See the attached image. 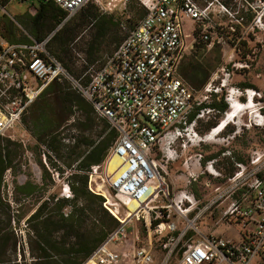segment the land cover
<instances>
[{"label":"built area","instance_id":"built-area-1","mask_svg":"<svg viewBox=\"0 0 264 264\" xmlns=\"http://www.w3.org/2000/svg\"><path fill=\"white\" fill-rule=\"evenodd\" d=\"M47 1L66 11L67 20L97 0ZM143 4L147 14L135 28L127 31L86 85L77 82L48 50L52 35L43 41L29 36L28 43L0 40V138L21 124L29 108L50 84L55 81L73 83L118 132L106 163L112 156L123 160L120 170L113 175L108 171L102 173V165L92 166L88 172L91 178L98 174L105 177L104 182L119 201L112 203L105 193L89 186L92 192L106 199L104 206L119 221V226L82 264H120L123 260L135 264H171L174 256H178L176 264H264V149L253 151L248 163L232 156L234 173L223 186L215 188L213 198L203 203L189 191L174 194L167 180L169 166L181 157L179 149L186 152L193 146L201 147L219 138L234 124V118L231 122L228 112H224L225 119L216 127L206 134L198 132L199 121L222 113L204 105L212 96L223 97L225 91L224 101L229 108L232 103H252L253 117L243 125L264 132L263 94L232 84L234 73L249 69L248 63L235 64L232 69L224 67L213 74L200 98L179 75L185 54L189 48L194 50L197 43L194 28L193 42L189 46L185 23L201 24L200 40L207 45L214 42V17L222 14L219 10L216 12L215 4L229 16L234 15L220 0H151ZM1 11L6 14L0 1ZM215 36L220 41L224 36L223 28H218ZM242 111L245 110L238 108V113ZM191 116L195 117L191 119ZM222 123L221 130L216 131ZM223 155L231 156V152ZM198 156L199 162L203 160L202 155ZM191 159H185V165ZM216 161L206 162L211 178L222 177L221 171L214 168ZM190 177L196 180L198 176L191 173ZM62 195L73 198L69 185L63 188ZM134 202L137 207L132 210L130 204ZM222 203L227 205L221 221L237 228L235 237L229 240L222 235L205 234L198 227L199 222ZM156 221L160 222L154 226ZM133 222L141 226L133 238L135 254L131 259L130 251L118 252L110 246L129 240L127 226ZM141 230L146 232L144 242ZM164 234L168 239L162 244L163 255L157 262L153 252L154 236Z\"/></svg>","mask_w":264,"mask_h":264},{"label":"rangeland","instance_id":"rangeland-1","mask_svg":"<svg viewBox=\"0 0 264 264\" xmlns=\"http://www.w3.org/2000/svg\"><path fill=\"white\" fill-rule=\"evenodd\" d=\"M0 1L5 4L6 10V14L2 13V11L0 12L1 24L9 26L10 28L15 26L19 38H24L26 31L34 38L40 37L45 39L53 35L56 30L62 28V26H57L58 14L56 11L52 9L49 11H42V6L47 5L45 2L40 0H29L28 2H23L21 0ZM148 1L151 0L95 1L93 5L76 13L70 20V28L76 27L78 29L74 40L68 42L67 47L70 52L69 56L65 61L61 60L57 55L55 56L62 62L64 67L77 82L86 85V82L91 80L95 72L102 68L108 58L113 54L124 39L127 31L139 23L147 14L148 10L143 2ZM220 2L225 5L234 16H229L218 4H215L214 8L216 12L219 10L222 14L219 13V16L214 17L215 29H212L214 33L213 43L205 45L201 42L200 35L203 31V26L201 24L192 21H187L185 23V35L189 46L193 42L192 32L194 28L196 30L197 43L194 50L189 48L185 54L181 75L189 84L190 88L195 90L197 98H200L203 89L198 90L197 87L200 77L196 75L194 70L196 66L201 65L205 70L211 72L208 80L209 82L213 74L224 67L232 69L235 64H239L240 66L241 64L248 63L249 69L236 71L234 73L232 84L240 88H246L243 87L244 85L257 88L256 90L261 92L264 97V0H220ZM201 3L203 4L202 1ZM32 6L37 9L35 16L29 13ZM260 16H263L261 22H259ZM35 17H39V20L36 19V23L34 20ZM16 21L18 23H16ZM24 21L33 23L34 34H31V32L24 27ZM218 28H223L224 30V36L220 38V41L217 39V36H215V32H217ZM66 63H69L75 72L76 70L81 71L83 69L84 71L82 73H74L66 67ZM31 78L32 76L29 75L30 80ZM70 84L73 86V83ZM225 94L226 92L224 91L223 97L220 95L212 96L204 105L209 106L214 103H225ZM242 101L246 102L245 98H243ZM249 105L250 104L247 106ZM241 108L245 111L238 113L237 109L236 114L238 117L234 124H230L234 129H229L226 133L220 135L219 138L205 144L206 146H193L186 152H181L178 147L181 157L168 168L167 180L171 192L174 194L181 191H189L194 194L197 192V200L200 203L206 202L213 198L215 188L223 186L226 182H218L210 178L206 171V168L209 166L208 163H204V159L199 162L198 155L207 158L208 156L219 154L222 151H230L231 156L222 154L217 157V161L214 164V168L221 171L223 174H228L230 172L229 162L226 158H231L234 156L235 152H237V154L239 152V154H242L244 157L246 155L247 158L250 157L252 154L250 153L251 150L243 147V144L248 138L252 141L251 146H254V144L259 142L260 138H258L259 134L256 131L252 128L248 130L243 124H248L249 118L253 117L252 113L255 108H251L249 111L245 109V106ZM229 111L230 108L227 105V109L217 115L216 118L212 116L211 118H205L200 121L197 126L198 132L200 134L209 132L211 129L208 130V124L211 122L217 126L223 119L224 112ZM90 116L87 107L74 108L68 120L56 134L59 136L58 139L61 140L60 143H49L48 138H42L38 142L34 137L33 129L30 128L29 124L25 123L24 119L21 124L16 126L13 130H10L3 137V145L7 146L6 140H10L14 143L10 144L8 147L13 159L14 170L7 171L5 175L6 186L4 187V192L6 197L10 200L14 199L16 182H34L42 188L39 196L37 195L38 197H23L17 194L18 203H13L15 216L24 217L20 226L15 225V227H17L19 239L24 244V252L19 249L17 251V256L13 258L14 260H18L20 264H31L33 260L31 242L34 240V237L28 227L27 219L36 207L34 205V200L40 198L42 193L44 197L56 195L59 198H65L62 195L63 188L66 185H69V187L73 185L77 186L76 176L87 175V172L91 170L88 169L87 172L80 170L79 161L85 157V151L88 150V148L81 146L78 149L74 143V140L77 141L85 137L96 136L101 130L99 121H96L94 125L89 122L90 125L86 127V129L81 126V124H84L85 119L90 118ZM29 117L30 116L27 114L24 118L25 120L28 118L27 120L30 121ZM239 126H242L243 129L241 130ZM235 132L237 133L235 136L243 134L244 132L245 134L242 138L238 139L239 141L235 140L234 142L232 136H234ZM10 138H14L15 141ZM19 142H24L23 150L19 148ZM71 149L73 154L70 155ZM189 157L192 159L188 165H185V159ZM44 158H46V162ZM102 166V173L108 171L110 174L116 167L113 158H110L107 163L105 161ZM191 173L198 176L196 180L190 177ZM43 176H51L53 185L49 184L44 187V182H42ZM104 181L105 177H101L99 174L93 176V178L88 174V188L91 186L94 191L105 193L112 203H119L114 195L112 198L109 196V188ZM211 185L215 186L213 187ZM226 205L227 203H222L219 207L214 208L199 222L198 227L203 233L222 235L226 240L235 237L237 228L229 227L226 223L221 221L222 211ZM125 210L126 208L124 207L123 211ZM65 211L69 213L70 209H66ZM179 221V219H175L178 228H181L182 225L179 224ZM140 226L141 225L137 222H133L131 225L127 226L129 240L121 244H111V249L118 252L128 250L132 254L131 259H133L135 254V243L133 238ZM145 235L146 232L141 230L140 237L142 241H145ZM162 244L163 242H159V240L153 243V252L155 253L157 262L163 255ZM184 244L186 243L184 242ZM11 255V253H8V256ZM177 261L178 256H174L171 260V264H176ZM120 264L135 263L123 260Z\"/></svg>","mask_w":264,"mask_h":264},{"label":"trees","instance_id":"trees-1","mask_svg":"<svg viewBox=\"0 0 264 264\" xmlns=\"http://www.w3.org/2000/svg\"><path fill=\"white\" fill-rule=\"evenodd\" d=\"M42 2L47 3V5L42 6V11H49L50 9L56 11L58 14L57 26H62L60 30H56L52 35L47 46L51 49L48 50L52 54L57 55L61 60L65 61L70 53L67 47L68 42L74 40L78 28H70V20L73 16L66 20L68 13L54 2L47 0H42ZM93 4L94 3H91L88 6ZM88 6L82 8L80 11L85 10ZM39 17H35V23L36 19L39 20ZM23 25L31 32V34L35 33L33 23L24 22ZM137 25L138 23L133 28ZM17 33L15 26L10 28L0 22V35L2 37L12 43H24V40L18 39ZM36 40L43 41L44 39L38 37ZM183 60L179 67V75L186 82L181 75V70L184 64ZM66 67L70 71H73V68L69 63H66ZM194 70L196 75L200 77L197 86L198 90H202L208 82L211 72L205 70L201 65L196 66ZM83 71L84 69L73 72L82 73ZM89 82L90 80H88L86 84ZM186 84L189 86L187 82ZM243 87L254 88L249 85H244ZM77 107H87L88 113L91 115L90 118L85 119L84 124H81L84 129L89 127V122L94 125L96 124V121H99L101 126V130L96 136L85 137L78 139L77 141L74 140L78 149L81 146L88 148V150L85 151V157L79 161L80 170L87 172L92 166L105 163L118 137V132L107 119L99 116L93 106L69 82L55 81L50 84L29 108L27 114L30 116V121L27 120L28 118L26 120L25 118L23 119L25 123L29 124L30 128L33 129L34 137L38 142L42 138H48L49 143H60L61 140L58 139L59 136L56 134L68 120L73 109ZM208 107L216 108L220 112H223L227 109V104L214 103ZM194 117L195 116H191V119ZM214 127H216V124L211 122L208 124V130ZM229 129L234 128L228 126L226 132ZM252 129L260 135H258V138L260 139L258 143L254 144V146H251V139H246L243 147L251 150L250 153L258 149H264L263 130L257 127H253ZM248 130H251V128ZM244 134L245 132L239 134L233 139V141H239L238 139L242 138ZM10 139L15 141L13 138ZM3 142L4 139L2 137L0 138V264H20L18 260H14L13 258L17 256V251L19 249L24 252V244L19 239L17 227H15V225L20 226L24 217L15 216L13 203H18L17 194H20L23 197L39 196L42 188L34 182H16L14 199L10 200L6 197L4 192V187L6 186L5 175L7 171L14 170L13 159L8 147L10 144L14 143L10 140H6V146L3 145ZM18 146L23 150L24 142H19ZM223 153H225V151L208 156L207 158L203 157V161L206 163L207 161L217 159V157L221 156ZM71 154H73L72 149L70 155ZM234 156L239 162L248 163L249 161L247 155L244 157L242 154H239V152L238 154L235 152ZM226 159L229 162L228 165L230 166V172L228 174H223L221 172L222 177L212 178L214 181L226 182L228 177L234 173L235 166L231 158ZM42 182H44V187L49 184L53 185L51 176H43ZM76 185L77 186H70L74 194L72 199L59 198L56 195L44 197V194L42 193L40 198L34 200V205L36 207L27 219L28 227L34 237V240L31 242V249L33 252V260L31 264H82L89 258L93 251L106 240L108 235L119 226V221L104 206L106 199L102 195L94 193L88 188V174L76 176ZM211 186L214 187L215 185ZM108 194L111 198L114 195L109 189ZM196 194H194L195 197L197 196ZM66 209H70L69 213L65 211ZM159 222L160 221H156L154 226ZM175 235H177V233H175ZM154 237L155 242L157 240H159V242H165L168 239V235L166 234L161 237L156 235ZM8 253H11L12 255L8 256Z\"/></svg>","mask_w":264,"mask_h":264},{"label":"bare ground","instance_id":"bare-ground-1","mask_svg":"<svg viewBox=\"0 0 264 264\" xmlns=\"http://www.w3.org/2000/svg\"><path fill=\"white\" fill-rule=\"evenodd\" d=\"M251 105H253V104L250 103V105L247 106L246 104L243 105V104H240V103H234V104L232 103V105L230 106V111L228 112V118L230 119V121H231L232 118H234V120H236V118L238 117L237 114H236L237 113L236 112L237 109L240 108V107H244L245 106V109L249 110V109L253 108V106H254V105L253 106H251ZM223 124L224 123H222V125L216 131L221 130ZM111 158H113V160L115 161V166H116L115 169L113 170V172L111 173L113 175L117 171L120 170L121 166L123 165V160L121 158H119L118 156H112ZM130 207H131L132 210H134L137 207V203L134 202V203L130 204Z\"/></svg>","mask_w":264,"mask_h":264},{"label":"crops","instance_id":"crops-1","mask_svg":"<svg viewBox=\"0 0 264 264\" xmlns=\"http://www.w3.org/2000/svg\"><path fill=\"white\" fill-rule=\"evenodd\" d=\"M29 1V0H28ZM27 1V2H28ZM40 1H42V0H40ZM4 6H5V4H4ZM30 13V12H29ZM31 14V13H30ZM32 15V14H31ZM25 22V21H24ZM16 23H18L17 21H16ZM29 36H31L29 33H27L26 31H25V37L24 38H19L18 37V39H20V40H24V43H28L29 42ZM32 38H34L33 36H31ZM6 40V41H8L7 39H5L4 37H2L1 35H0V40ZM34 39H36V38H34ZM12 43V42H11ZM230 126V125H229Z\"/></svg>","mask_w":264,"mask_h":264},{"label":"water","instance_id":"water-1","mask_svg":"<svg viewBox=\"0 0 264 264\" xmlns=\"http://www.w3.org/2000/svg\"><path fill=\"white\" fill-rule=\"evenodd\" d=\"M29 12H30L33 16H35L36 13H37V9H36L34 6H32V7L30 8Z\"/></svg>","mask_w":264,"mask_h":264}]
</instances>
